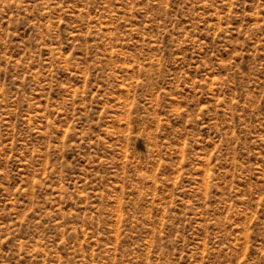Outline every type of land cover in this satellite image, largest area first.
I'll use <instances>...</instances> for the list:
<instances>
[{
    "label": "rangeland",
    "instance_id": "1",
    "mask_svg": "<svg viewBox=\"0 0 264 264\" xmlns=\"http://www.w3.org/2000/svg\"><path fill=\"white\" fill-rule=\"evenodd\" d=\"M0 264H264V0H0Z\"/></svg>",
    "mask_w": 264,
    "mask_h": 264
}]
</instances>
